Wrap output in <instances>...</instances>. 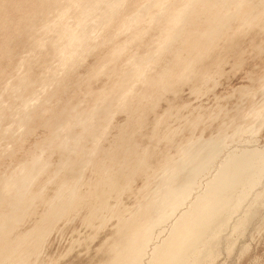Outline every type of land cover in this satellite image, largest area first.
I'll use <instances>...</instances> for the list:
<instances>
[{"label":"rangeland","instance_id":"374dc122","mask_svg":"<svg viewBox=\"0 0 264 264\" xmlns=\"http://www.w3.org/2000/svg\"><path fill=\"white\" fill-rule=\"evenodd\" d=\"M109 1L0 0V223L18 214L0 264H107L120 230L163 213L149 264L204 216L192 206L225 157L264 150V0H200L167 42L185 0ZM65 28L88 39L68 48ZM167 188L186 194L177 212L144 215ZM220 195L177 264H264V172Z\"/></svg>","mask_w":264,"mask_h":264},{"label":"bare ground","instance_id":"6f19581e","mask_svg":"<svg viewBox=\"0 0 264 264\" xmlns=\"http://www.w3.org/2000/svg\"><path fill=\"white\" fill-rule=\"evenodd\" d=\"M97 1L103 2L105 0H97ZM120 1L121 0L109 1V3H108L109 10L113 11L115 9L116 5H118L120 3ZM185 1L186 2H185L184 7L181 10H179L178 12H175L171 16L170 21L168 22V26L165 29V31H167L170 35L167 33L166 42L171 40V39L174 40V38L176 39V35L178 36L177 33H179L180 25L183 22H185L187 17L191 14L193 8L196 7L195 3L200 1V0H185ZM208 8H210V7L208 6ZM223 17L224 16H222V19H223ZM219 26H220V24H219ZM215 32H217V31H215ZM213 33L214 32L210 33V35H212ZM218 33H219V31H218ZM62 34L64 37L67 38V47L68 48L73 47V46H77V45H81V44H83V42L86 41L85 39H88V38H86V35L84 33H78L76 31L69 30L67 28L62 30ZM200 34H201V30H200ZM62 52H63V54H66L65 51H62ZM68 57H69V55H68ZM178 57H179V55H178ZM138 72H142V70H139ZM122 91H124V90H122ZM263 155H264V150L260 151L258 149H252V150L242 149V150H239V152L231 153L230 155H228L227 159L225 157V160L220 164V166H218V170H217L216 175L207 184V186H209L211 189H214L215 191L214 192H207L205 190L199 196L196 203L192 206V212H197V213L203 214L204 216L198 217L197 221H193L191 219V217L182 216L177 223H174L172 225L170 238L163 245H157V246H154L152 248V256L153 257H152L151 263H149V264H177L178 261L183 256V253H185L186 250L193 247L194 246L193 243L195 242V240L196 241L198 240L199 234H200L201 230L203 229V226L205 225L206 219L207 218L210 219V217L215 214L217 206H219L225 202V198H223L220 195V193L222 191H228V190H231L234 187H236L237 184L245 176H247L250 171H255V174L257 172L258 173L264 172V171H262L263 167H262V165H260V161L258 160ZM212 156H213L212 157L213 159L216 157L215 154H213ZM205 167H209V166H205ZM199 173H201V170H199ZM23 177H24V180L27 179V178H25V176H23ZM254 181H255V177H254ZM21 183H22V181H21ZM111 186H112V184H111ZM184 186H188V185H183V187ZM183 187H181L180 189H182ZM5 188H6V186H5ZM20 188H22V191L24 190L23 184H21ZM18 189H19V187H18ZM24 191H23V194H21V190H20V194L22 196L25 194ZM189 192L190 191H188L187 196H189ZM71 195H72L71 197H74L73 193ZM161 197H162V200L160 203L151 201L147 206H145L143 208V210H144L143 214L144 215H151L153 213V211H156L158 209H162L167 200H170V201H169V203H166V207L173 214H175L177 212L178 208L180 207L181 202L185 200L186 194H185V192L180 191L178 188H167V190H165V191H163V193H161ZM76 200H77V196H76ZM18 201H20V200H18ZM66 202H65V204L67 205L69 203V201H66ZM17 208H19V207H17ZM62 209L66 210L67 208L64 209V206H63ZM14 211H15V209H14ZM22 211H23V209H22ZM66 211H62V212L64 213ZM62 212H61V214H62ZM185 213H188V212H185ZM21 214H22V212H21ZM17 216H18V214H17ZM17 216H16V212L14 214L8 216L7 218L5 216L4 220L0 223V232H2V230L4 231V229L6 227H8L11 219L16 218ZM163 220H164V218H163V213H162L160 218L159 217H157V218L149 217L145 220V222H141L137 226L135 225L134 229L125 228V230H123L121 228L122 230H120V233H122V235L119 239L120 241H118L119 249L117 250V252H115V256L107 264H143L144 263L143 262L144 253L146 255L147 248L149 247L150 243L152 242V241H150L151 236H152V232H154V229L157 225L165 222ZM127 226H129V225H127ZM127 226H125V227H127ZM25 239L26 238L23 237V239L18 240V244L22 243ZM12 241H14V240L12 239ZM35 241H37V240H34V242ZM14 247L15 246L12 245V246H8V249L7 248L5 249V250H9V252L7 251L8 253H5V254H8L9 258L12 257V255H14L13 253L16 249ZM19 247H20V245H19ZM19 247L17 249H19ZM1 248H3V247H1ZM5 250H4V252H5ZM2 253H3V250H2ZM0 256H2V259H3V255L0 254ZM3 262H4V260H2L1 264H3Z\"/></svg>","mask_w":264,"mask_h":264}]
</instances>
